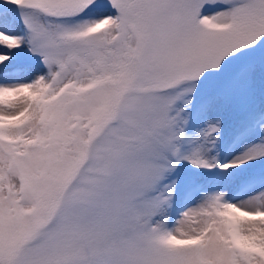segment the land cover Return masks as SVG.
Instances as JSON below:
<instances>
[{"label":"snow or ice","instance_id":"obj_1","mask_svg":"<svg viewBox=\"0 0 264 264\" xmlns=\"http://www.w3.org/2000/svg\"><path fill=\"white\" fill-rule=\"evenodd\" d=\"M0 264H264V0H0Z\"/></svg>","mask_w":264,"mask_h":264}]
</instances>
